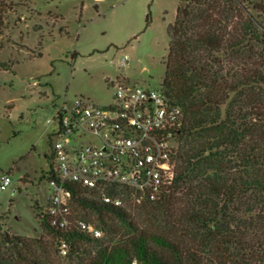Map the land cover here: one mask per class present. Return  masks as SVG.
I'll list each match as a JSON object with an SVG mask.
<instances>
[{"label":"trees","instance_id":"obj_1","mask_svg":"<svg viewBox=\"0 0 264 264\" xmlns=\"http://www.w3.org/2000/svg\"><path fill=\"white\" fill-rule=\"evenodd\" d=\"M167 32L162 88L183 110L176 176L140 205L159 226L78 185L74 214L110 238L52 227L40 211L41 226L73 253L94 244L84 264H264V0H180ZM41 242L0 231V264H53Z\"/></svg>","mask_w":264,"mask_h":264},{"label":"rangeland","instance_id":"obj_2","mask_svg":"<svg viewBox=\"0 0 264 264\" xmlns=\"http://www.w3.org/2000/svg\"><path fill=\"white\" fill-rule=\"evenodd\" d=\"M179 2L0 0V62L7 65H0V181L4 174L12 179L0 189L1 232L41 239L37 252L53 264L85 263L84 249L95 250L94 244L64 254L38 218L51 193L57 107L75 97L108 105L115 92L110 82L161 88L167 28ZM124 54L129 61L121 66ZM131 213L138 225L159 226L156 211L140 206Z\"/></svg>","mask_w":264,"mask_h":264},{"label":"built area","instance_id":"obj_3","mask_svg":"<svg viewBox=\"0 0 264 264\" xmlns=\"http://www.w3.org/2000/svg\"><path fill=\"white\" fill-rule=\"evenodd\" d=\"M129 56L120 59L127 65ZM112 103L97 105L84 97L65 98L57 107L56 131L51 138V188L41 209L50 226L76 230L94 238L102 230L74 214L71 186L87 189L98 199L122 208H136L156 200L176 176V149L183 110L172 103L163 88L127 81L113 82ZM12 179L1 176L0 189ZM66 254L68 242L60 239Z\"/></svg>","mask_w":264,"mask_h":264}]
</instances>
